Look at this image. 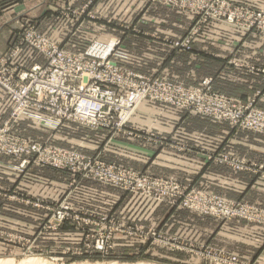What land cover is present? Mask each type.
Listing matches in <instances>:
<instances>
[{
    "label": "crops",
    "instance_id": "1",
    "mask_svg": "<svg viewBox=\"0 0 264 264\" xmlns=\"http://www.w3.org/2000/svg\"><path fill=\"white\" fill-rule=\"evenodd\" d=\"M109 1L120 8H126V14L135 8L150 14L152 10H158L160 15L133 19L141 25L158 24L160 27L158 30L153 28L154 31L140 32L113 25L106 31L100 29L101 31L97 32L100 27L92 25L93 29H83L80 32L79 39L89 40L83 47L74 44L76 42L73 39L76 37L73 33H63L60 39L48 37L47 30H57L55 21H46L44 25L43 21H40L38 30L67 51L75 53L81 52L93 41L113 42V39H120L115 60L123 67L148 75H170L187 85H199L204 78L211 77L215 91L242 102L254 99L255 104L264 109V39L256 33L240 31L225 23L208 22L203 31L195 35L190 50H179L167 41L184 35L192 20L189 15L144 0ZM229 1L245 7L264 6V0ZM54 2L52 0V4ZM19 7V2H15L2 9L0 55L7 50L11 41L18 37L19 31H22L27 23L23 22V17H19ZM45 11L46 8L43 9V14ZM16 62L22 66L42 64L45 57L33 48L23 46L17 53ZM11 108L12 103L0 86V123ZM21 121L14 127L17 133L20 130L23 134L27 127H36L32 118ZM129 124L174 143L158 144L145 138H131L121 134L109 137L104 131H91L92 136L81 132L74 147H79L83 153L89 154L90 149H85L87 144H102L99 151L104 158L110 155L113 162L182 183H205L213 191L223 195L264 206V171H233L227 166L206 159L209 154L224 149L228 154L244 157L264 168V135L147 100L140 104ZM66 128L69 127L63 125L62 129ZM19 160L0 155V188L14 193L21 192L19 194L28 199H34L36 196L54 199L57 189L61 186L64 188L66 181L71 178L70 173L35 164L19 170ZM67 200L79 208L84 206L106 210L122 221L146 227L158 225L161 229H166L171 225L183 226L184 221L191 222L197 237L203 235V241L214 248L240 254L246 258L247 263L264 264V227L261 226L238 220H205L193 214L195 218H188V212L184 210L171 209L164 203L155 202L152 205L151 200L87 180L83 181L78 191L68 196ZM37 217L38 212L29 205L0 197L1 230L23 231L33 228Z\"/></svg>",
    "mask_w": 264,
    "mask_h": 264
},
{
    "label": "rangeland",
    "instance_id": "2",
    "mask_svg": "<svg viewBox=\"0 0 264 264\" xmlns=\"http://www.w3.org/2000/svg\"><path fill=\"white\" fill-rule=\"evenodd\" d=\"M53 1H55L54 4H52V0H3L0 1V16L3 15L2 9L10 4L19 2V17H23L25 19L23 22H27L23 27L24 31L30 25V27H33L42 37L50 42L53 41L48 37L60 39L64 35L63 33H73L74 37H76L73 41L76 42L74 44L77 47H83L89 41L87 38L79 39L80 32L83 29H93L94 25L100 27L97 32H100V29L106 31L113 25L125 29L131 28L130 31L136 30L140 32H149L153 28L158 30L160 27L158 24L141 25L133 19L141 16L150 18V15H160L158 10H152L150 14L144 12L143 9L135 8L126 14V8H120L116 4L110 3L109 0ZM218 1L219 3L215 4L212 8H201L199 6L177 8L163 5L180 13H185V15H189L192 18L191 24L189 23L187 30L181 38L168 40L167 42L176 49L190 50L195 35L202 32L208 22L213 21L232 25L240 31L254 32L260 38L264 39V28L248 29L243 26L245 22L241 19H235L234 21L227 20V15L230 12L240 16L244 15L241 12L242 10H264V6L252 8L238 5L229 0ZM154 4L162 5L159 3ZM44 8H46V11L43 14ZM157 9H160V7H157ZM50 12L52 15H50ZM40 21H43L42 25L46 21H55L57 23V30L52 32L45 30L48 34L47 37L46 34L38 30V25L39 23L41 24ZM93 22L95 24H90ZM129 22L130 24H128ZM24 31H19V35ZM190 34L192 37L189 40L188 46L179 47L175 45V43L184 41ZM13 42H15V39L11 41L7 50L2 55L9 50ZM23 46L28 45L24 44ZM2 55H0V58L3 57ZM16 58L17 55L14 56L13 62L22 69H29L36 64L22 66L16 62ZM112 60L116 65L125 70L133 71L146 77H160L172 80L186 87H201L205 79H211V90L213 93L227 98H233L215 91L212 88L211 77L204 78L199 85H187L170 75L143 74L119 65L115 57ZM262 72H264V67ZM233 99L237 101L238 105L236 104V106L240 108L247 107L244 109L247 112L250 108L264 111V109L255 104L254 99L247 102ZM145 100L163 105L164 107L204 117L212 121L226 122L240 129L264 135L262 132L239 127L227 120H219L207 114H197L188 108L152 99L142 100L130 113L124 123L115 130L93 129L71 121H64L61 125L54 127L43 120L48 114L38 111L37 113L41 119H34L36 123L34 129L27 127L23 135L20 130L19 133L14 130L17 124L14 123L10 127V133L19 137V140L37 141L47 146L56 147L58 150L68 153L67 160L57 164L53 162L44 163L31 153H22L18 156L4 153H0V155L19 158V170H24L29 165L35 164L56 171L70 173L71 178L66 181L64 188L61 186L57 189V196L54 199H47L40 196H36L34 199H28L19 194L21 192L14 193L0 188V197L10 201H18L25 206L29 205V207L34 208L38 212V217L36 218L37 223L33 228L30 227L23 231H19L18 229V231H11L13 229H0V258L11 261V264H17L20 260L27 257H36L44 260V262H37L39 264H251L247 263L246 258L240 254L214 248L209 245L203 241L205 238L203 235L197 237L196 229L191 225V222L184 221L183 226L178 225L176 227L171 225L167 226L168 228L166 229H161L158 225L146 227L138 223H128L126 220L122 221L116 215L106 210L100 211L84 206L79 208V206L71 205L67 200L68 196L78 191L82 182L87 180L151 200L153 201L152 205L155 202L164 203L171 209L184 210L188 212V218L199 216L205 220H209L208 218L219 221L238 220L249 225L264 227V206L262 205L223 195L213 191L205 183H182L169 177L151 175L113 162L110 155H106V158H104L99 151L102 144H96L95 142L87 144L85 149H90V151L88 150L89 154L83 153L79 147H74L75 143L79 140L78 138L81 132L92 136L91 131H104L109 137L121 134L131 138H145L158 144L174 143L172 140L170 142L167 141L164 137L151 135L146 129L139 128L138 126H130L129 120ZM18 122L22 121L20 120ZM63 125L69 128L62 129ZM207 158L216 164L227 166L233 171L252 173L264 171L263 166L253 163L244 157L228 154L224 149L209 154ZM123 174L124 177L119 178ZM134 177L145 178L144 184L147 186V189L143 191L140 187H137L136 183L131 179ZM224 206L231 209L235 215L223 216L221 211H223ZM192 214L195 216H192ZM227 257H234V260H227Z\"/></svg>",
    "mask_w": 264,
    "mask_h": 264
},
{
    "label": "built area",
    "instance_id": "3",
    "mask_svg": "<svg viewBox=\"0 0 264 264\" xmlns=\"http://www.w3.org/2000/svg\"><path fill=\"white\" fill-rule=\"evenodd\" d=\"M144 1L177 8H212L219 3L218 0ZM241 12L244 15L230 12L227 20L241 19L248 29L264 28V10ZM191 37L190 34L175 45L188 46ZM24 44L42 53L45 63L34 64L29 69L18 67L13 58ZM118 44L119 39L93 41L83 52L72 53L45 39L30 25L18 35L0 58V86L12 103L10 112L0 124V153L14 156L31 153L44 163L59 164L67 160L68 153L37 141L19 140L10 133V127L26 118L41 119L37 112L42 111L48 114L43 120L54 127L71 121L93 129L115 130L144 99L188 108L197 114H207L264 133V111L250 108L247 112L244 110L247 107L236 106L233 98L213 93L211 79H205L201 87H186L119 67L112 60L117 55ZM123 177L124 174L119 178ZM131 179L143 191L147 189L145 178ZM221 214L235 215L225 206ZM227 260L233 261L234 257H227Z\"/></svg>",
    "mask_w": 264,
    "mask_h": 264
},
{
    "label": "bare ground",
    "instance_id": "4",
    "mask_svg": "<svg viewBox=\"0 0 264 264\" xmlns=\"http://www.w3.org/2000/svg\"><path fill=\"white\" fill-rule=\"evenodd\" d=\"M215 252V251H214ZM4 258H0V264H11L12 262ZM44 262V260H40V258L36 257H27L22 260H20L17 264H39L37 262ZM112 263V262H111ZM115 263V262H113ZM48 264V263H47ZM101 264V263H100Z\"/></svg>",
    "mask_w": 264,
    "mask_h": 264
}]
</instances>
